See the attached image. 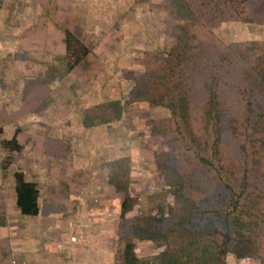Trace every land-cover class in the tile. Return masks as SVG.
Segmentation results:
<instances>
[{
	"label": "rangeland",
	"instance_id": "obj_1",
	"mask_svg": "<svg viewBox=\"0 0 264 264\" xmlns=\"http://www.w3.org/2000/svg\"><path fill=\"white\" fill-rule=\"evenodd\" d=\"M171 1L0 0V127L5 128L0 183L6 187L1 189L13 187L15 172L40 188L62 174L80 179L71 198L92 208L96 226L87 246L99 264L123 260L129 239L139 257L159 254L165 239L157 231L171 233L170 214L185 203L175 194L181 175L206 193L198 190L191 197L194 212L185 203L191 233L186 239L180 231L170 234L180 251L173 261L184 256L190 264H205L204 248L217 240L221 246L232 244L238 255L264 257V76L262 82L255 74L241 77L237 86L228 79L234 88L218 83L214 98L209 88L212 75L221 83L231 77L230 61L235 70L264 62V0H218L217 6L189 0L196 7L190 17L175 15ZM68 29L92 49L87 57L78 51L81 61L75 67L62 50ZM186 38L193 54L171 75L174 49ZM56 40L60 44L53 48ZM252 43L260 45L248 47ZM29 75L40 82L25 91ZM184 95L192 106L190 126L169 104L173 96ZM213 100L223 110L221 123L206 116L204 108ZM116 101L121 114L118 106H110ZM85 118L106 121L86 127ZM178 120L187 126L185 135L177 129ZM15 133L23 144L20 152L2 145V138ZM116 159L124 168L120 178L118 168L112 173L134 199L128 222L120 220L125 192L108 183L110 171L104 167ZM138 216L149 226L135 221ZM67 219L76 224L68 215L56 228ZM239 223L247 225L241 232ZM241 234L245 242H239ZM226 259L238 264L233 253Z\"/></svg>",
	"mask_w": 264,
	"mask_h": 264
},
{
	"label": "trees",
	"instance_id": "obj_2",
	"mask_svg": "<svg viewBox=\"0 0 264 264\" xmlns=\"http://www.w3.org/2000/svg\"><path fill=\"white\" fill-rule=\"evenodd\" d=\"M44 4V2H42ZM218 0H210V4H213L214 6H217ZM202 5H204V2H201ZM207 5V4H205ZM170 8L172 7V9L174 10V14L175 15H179V14H183V13H188L189 17L191 15L194 14V12H196V10L194 9L195 6H193V4L191 3V1L189 0H172L170 2ZM196 8V7H195ZM61 22V21H60ZM58 27H60L58 25ZM63 29V28H62ZM64 30V29H63ZM82 37L79 36L75 30L72 29H68L64 32V36L62 38V50L63 52L68 55V58H70L71 60L74 59V62L72 63V67L77 66L80 63V58L77 57V53L78 51H82V56L83 57H87L91 52L92 49L90 48V46L88 44H86L82 39ZM189 42V38L185 39H181L178 41L177 46L175 47V58H173L171 64H173V70L170 72L171 75H173L176 70H180L184 68V64L185 61L189 58H191V55L193 53H191L193 51V48L188 45ZM60 44L59 40H56V45L53 46V48H56L58 45ZM258 43H252L250 46L248 47H257ZM59 55H61L59 53ZM62 56V55H61ZM60 57V56H58ZM170 57L172 58V55H170ZM230 59V57L228 56V60ZM218 62V61H217ZM234 62V61H233ZM232 61L229 62V66H230V70H229V75L231 76L230 78L227 77L226 81L224 79V81H222L223 83L220 82V80H218L216 77L211 78V85H210V93L212 94L213 98L217 95L216 91H220L217 88V84L220 83L221 88L224 89L225 86L228 84V79H230V81H234V85L237 86L238 84V79H245L244 77L250 76L252 74H255L256 79H259L258 81L261 80L262 82V76H264V62L260 65L254 64L252 63L249 67H245L241 70V67L237 70L234 69V63ZM36 65H40L38 62H36ZM248 64H250L247 61ZM213 69L216 71H219L217 68V65L214 63L213 65ZM241 70V71H240ZM224 72V69H223ZM235 73V74H234ZM32 74V73H31ZM234 74V76H232ZM240 74V77H238ZM32 75H29L28 77L25 78H30ZM148 77V76H147ZM36 77H31L30 79H28L29 81L26 83V90H28L29 88H31L32 83H36V82H40L38 81V79H35ZM39 78V77H37ZM264 80V78H263ZM180 85V84H179ZM234 85L231 86L230 83L228 84V86L233 87ZM24 87V88H25ZM25 94L27 92H24ZM187 96H181V97H175L173 96L171 99L170 107H172V109L174 110V114L176 116L177 119H182L185 120L186 125L190 126L188 124V116L190 115V111L192 109V106H190V103L188 100H186ZM164 102V101H163ZM115 104H111L110 106H118V110L120 112V114L122 113V107L121 105H119V103L116 101L114 102ZM162 103V100H161ZM109 107V105H108ZM101 109H105V108H101ZM206 109V116L210 117L209 119H211V117H215V119H219V122L221 121L220 117L223 115V110L221 109H217L215 107V103L214 100L213 101H209L206 104V107L204 108ZM91 116V114L89 113V117ZM121 116H119L118 118H120ZM263 118H264V114H263ZM90 119V118H89ZM87 119L85 118V126L86 127H92L94 125H100L102 123H104L106 120H100L97 121L96 119ZM110 121V119L108 120ZM214 123L215 126H219L218 128H220V123ZM177 125V129L179 130V132H181L182 134L185 135V130L187 129L186 127H182V123L181 121H177L176 123ZM213 127V126H212ZM3 128V129H2ZM3 132L5 133V128L3 126L0 127V135L3 134ZM67 144V143H66ZM66 144H65V148H66ZM2 145L5 148H8L12 151H22L23 149V144L21 143V141L19 140V135L18 133H15V135L12 138H2ZM69 145V144H68ZM120 161H114V162H106L104 164V167L107 169V171H110L107 173V180L108 183L114 188V190L116 192H125V199L124 202L122 204L121 207V214H120V220L121 221H125L128 222V213L132 208V203H134V199L133 197L130 195L129 190H128V185L126 184L124 187H122L123 182H121L120 180H118L120 178L119 174L122 172L121 170H119V168L123 169L124 167L120 166ZM120 166V167H118ZM118 168V170L116 171V169ZM116 174L119 176V178H115L116 174L112 173L115 172ZM119 172V173H118ZM114 174V175H113ZM183 176H180V180L181 181V185L179 186V188L176 190L175 194L179 195V199L180 198H184L185 199V203L192 207L193 212L198 210L195 206V203L191 201V197L195 194H197V191L200 190L201 194H205L206 193V189H203L202 186L200 188L196 187V183H198L197 181L191 179V177L186 178L185 180H183ZM221 181V180H220ZM80 182V179H77L76 177L74 178H70L67 177L65 179H63V181L61 182V185H59V187L54 186L53 188V195L54 196H50L49 199H53L56 198L59 203L61 204V207H63L64 209L69 210V208H76L79 205V202L76 200H70V194L73 193L75 191V188L77 186V184ZM222 182V181H221ZM14 183H15V187H13V189H8V190H4L1 189L2 186L3 188L5 187L4 185H2V183H0V212L2 209H4V205L3 202L5 200V202H10L11 205H13L14 207H16L19 212L26 217H36L37 215H39L40 212V205H39V196H40V189L38 187V184L34 181H29L25 178L24 173L23 172H15L14 175ZM218 183V182H217ZM223 185V184H222ZM221 185H218L216 192L218 191L221 192ZM188 194V196L186 197V195ZM219 196H221V194H219ZM183 204L182 207H180V203H179V208L177 210V213H171L170 215L173 217V219L171 218V220L169 219V223L173 221L172 223V227L170 229V232L173 234L174 233H178L177 231H180L179 235L183 238L186 239L187 235L191 233L190 230H188V224L190 223V221H188V217H186V212H188L187 209V205ZM169 207V206H168ZM172 211L176 210L177 208H175L174 205H172L171 207ZM200 211V210H199ZM163 212V211H161ZM216 213L218 215V224L221 223V220H219L220 218V213L218 212V208L216 209ZM201 215H204V213H200ZM67 214L65 216H63L65 219L67 218ZM163 217L162 219H160V223H163L166 218ZM6 218L4 215L0 214V225H5L6 224ZM135 221H137L139 224H145L148 225L147 222H149V220H147L144 217L138 216L135 217ZM149 226V225H148ZM244 226L247 227L246 224H241L239 223V227L238 229L239 232H241V230L244 229ZM231 229V227H229ZM149 232V231H147ZM157 233H162V235H164V239H165V244L164 245H160L158 248L160 250L158 255L152 256V257H139L137 255V251H136V246L133 243V239H129L127 240L125 246L123 247L122 253H121V257L123 260H121L120 262H118V264H190L189 260L183 259L182 257H180L183 261L180 260H176L173 261L172 260V256L173 253H179V249H174V245H172V243L170 242V234L171 233H166L164 230L160 229L157 231ZM240 233H238L239 235ZM228 235V240H232L230 238V231L227 233ZM133 236V235H132ZM151 236V235H150ZM152 238V237H150ZM245 236L241 234L240 236V241L239 242H245L244 240ZM157 241V240H156ZM158 242V241H157ZM220 242L217 240L214 243V246H209V247H205L204 248V252L207 255L206 257V263L205 264H228L227 263V255L229 253H233L234 257L236 258V262L238 264L244 263V264H253L256 260L261 261L264 257H259V255L257 254V256H249L247 253L242 254H236V252L234 251V249L231 247V245H228L230 243H225L223 246H221L222 244H219ZM3 247V243L0 242V248ZM198 247V244H197ZM264 262V260H262ZM0 264H14L13 261L11 260V256L9 254V252L7 251V254H4L3 256H0Z\"/></svg>",
	"mask_w": 264,
	"mask_h": 264
},
{
	"label": "crops",
	"instance_id": "obj_3",
	"mask_svg": "<svg viewBox=\"0 0 264 264\" xmlns=\"http://www.w3.org/2000/svg\"><path fill=\"white\" fill-rule=\"evenodd\" d=\"M65 178L67 175H59L58 182L50 185L48 183L45 188L38 185L40 212L36 217L23 216L16 207L4 200L5 207L0 214L5 216L6 224L0 225V242L3 243L0 256L7 254L8 251L14 264L100 263H97L99 260L95 257L96 254L87 246L92 234L90 229L96 226L95 216H90L92 208L86 209L83 205L81 207L78 205L67 210L61 207L56 198L49 199L50 196H54V186L59 187ZM73 193L70 194V200H74L71 198ZM66 214L74 216L73 222L76 224H70L72 220L67 219L68 221L63 223L64 226L61 224L63 228L62 226L56 228V223L65 220L63 216ZM66 224L71 226L66 229L68 227ZM65 250L69 252L68 256L64 253ZM258 262L254 264H261Z\"/></svg>",
	"mask_w": 264,
	"mask_h": 264
}]
</instances>
